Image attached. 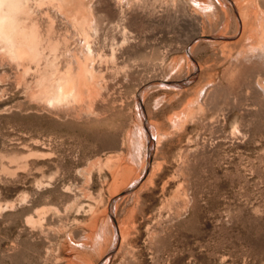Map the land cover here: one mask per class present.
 <instances>
[{
    "label": "rangeland",
    "instance_id": "1",
    "mask_svg": "<svg viewBox=\"0 0 264 264\" xmlns=\"http://www.w3.org/2000/svg\"><path fill=\"white\" fill-rule=\"evenodd\" d=\"M193 1L19 15L42 57L0 41V264H264V55L208 40ZM79 62L90 92L39 98Z\"/></svg>",
    "mask_w": 264,
    "mask_h": 264
},
{
    "label": "bare ground",
    "instance_id": "2",
    "mask_svg": "<svg viewBox=\"0 0 264 264\" xmlns=\"http://www.w3.org/2000/svg\"><path fill=\"white\" fill-rule=\"evenodd\" d=\"M31 1H33L32 3H36L35 5H41L42 3L48 2L50 4L57 6V8L60 10L63 6L67 7L66 5H69V3H71L72 1H81V0H0V41L2 43L4 42V44H7V46L10 48V53L14 56V58H19L20 61L21 58L22 59L27 58L29 59V61L30 60L37 61L38 57L39 59H41L40 57H42L39 56V46L43 39L41 40L40 39L41 37L39 38V35L41 33L38 35L36 32L38 27L35 29L33 25H27L28 22H24L23 18L22 20L19 18L20 14L21 16H23L29 13L30 11L29 3ZM193 2L197 5V8L194 9H197L198 12L202 16H204L207 21L206 26L211 32V34L208 36V40L211 41L214 40L215 42L217 41L223 44L221 46L235 47L238 50V53L241 54L244 52L245 53L249 52L252 55L253 53H257L259 56L260 54L264 55V0H194ZM196 5H194V7ZM77 10H78L77 12L79 13L81 12V9L80 10L77 9ZM28 18L29 17H27V19ZM76 21L78 22V20ZM88 22L90 21L83 19V21H81V25L80 23L79 25L84 27L90 26ZM42 38H44V34ZM45 43L49 44V42H45ZM55 45L57 46L56 42ZM55 45H52L51 47L53 52L56 49ZM225 47H222V49L224 50ZM9 48H7V50ZM89 48L90 47H88V49ZM223 50L221 51V53L223 52ZM225 50H227V48ZM225 52H223V54ZM241 57L244 58L243 55ZM82 63L83 62L78 63L77 65L78 69L75 74H73L70 69H67L65 72L60 73L57 70L58 68L52 65V67L56 69H51L49 67L50 65L46 63V66L48 67L44 65V68L45 67L49 68L51 71L49 69H46V71L47 70L50 71L46 73L45 69L43 68L45 72L43 73L41 72V74L39 72L40 74V75L38 74L39 79L36 78V80H38L36 82L38 89L36 94L39 96V98L41 97L40 99L45 100V103L47 102L49 104L50 103H53V105L55 104L54 105L55 107L56 104L61 105L62 102L69 99L70 101L80 100L83 91H85V94L86 92H90L91 89L88 86V82H90L91 80L93 81L94 79V77L92 79L93 76L92 71L87 67L88 64L86 65ZM37 71H41V69ZM95 81L96 79H94V82ZM92 91L94 90L92 89ZM31 92L33 93V91ZM86 98H84V100ZM84 106L83 109H85ZM80 112H78V114ZM30 220L31 219L29 218V221ZM114 238L116 239V236H114ZM99 244L101 243L99 242Z\"/></svg>",
    "mask_w": 264,
    "mask_h": 264
}]
</instances>
